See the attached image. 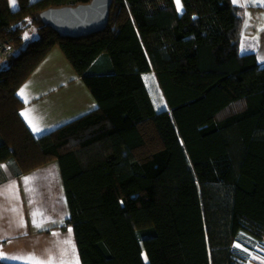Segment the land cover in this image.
<instances>
[{
  "label": "trees",
  "instance_id": "obj_1",
  "mask_svg": "<svg viewBox=\"0 0 264 264\" xmlns=\"http://www.w3.org/2000/svg\"><path fill=\"white\" fill-rule=\"evenodd\" d=\"M18 1L0 0L15 47L0 65V164L27 174L57 161L81 263L264 260V61L241 50L242 7L114 0L106 29L63 38L41 13L91 0ZM56 45L96 107L36 135L18 90Z\"/></svg>",
  "mask_w": 264,
  "mask_h": 264
},
{
  "label": "crops",
  "instance_id": "obj_2",
  "mask_svg": "<svg viewBox=\"0 0 264 264\" xmlns=\"http://www.w3.org/2000/svg\"><path fill=\"white\" fill-rule=\"evenodd\" d=\"M239 1L235 3L242 7L245 21L252 12L259 15L258 10L264 7V2L260 0ZM10 6L13 10L18 9L19 1L16 0L15 6L10 3ZM253 30L257 28H251V32ZM53 49L40 64L54 53L60 61L64 60V53L53 51ZM241 50L256 52L259 59L264 61V28L257 30L256 36L252 33L248 37L242 35ZM70 72L73 74V71L70 70ZM30 78L19 88L18 94L22 90L25 94L24 96L19 94L24 100L22 112H28L29 119H32L40 130L34 131L29 119L25 116L23 118L36 135L49 132L96 107L94 97L80 101L71 98L69 95L75 91V88L71 86L34 88L28 85L31 82ZM74 79L76 76L72 78ZM72 80L69 79L68 82ZM0 165L3 166L0 167V252L8 256L21 257V259H0V263L26 264L24 258L29 254H35L43 260L49 257L55 259L67 250V255L63 257L65 260L78 259L79 264H82L73 227H63L69 209L57 161L53 160L27 174L17 173L19 166L14 162H3ZM25 177L29 178L27 184ZM10 186H14V191L8 190ZM34 212L43 213V220L39 215L35 217L42 224L41 228L33 225ZM65 241H70L71 244H66ZM254 258L264 262L259 257Z\"/></svg>",
  "mask_w": 264,
  "mask_h": 264
},
{
  "label": "rangeland",
  "instance_id": "obj_3",
  "mask_svg": "<svg viewBox=\"0 0 264 264\" xmlns=\"http://www.w3.org/2000/svg\"><path fill=\"white\" fill-rule=\"evenodd\" d=\"M238 1L239 0H236V2ZM180 4L182 5V11H183L184 10L183 0H180ZM258 11H259V15H255L252 12L251 15L248 16L247 21H245V17L243 18V26H242L241 34L244 35L245 37H248L251 33L255 34L256 36L257 30L260 31L264 28V8H261ZM254 27L257 28V30H253L251 32V28ZM25 33H26L25 44H27L29 41L33 40L34 38L38 37V33L35 30H33V32L31 31V33H29V31ZM0 39L9 40L8 38L5 37H0ZM53 51H60L61 53H63L59 45H56ZM63 55H64L63 61H60L56 53L52 54V56H49V58L43 64H40L41 66L39 65V67L33 72V75L29 80L31 82H29L28 85L34 88L35 87L47 88L48 86L54 87L59 85H68L75 88L74 92H76V93L73 92L69 95L71 98H76L78 99V101L83 99H88L90 97L93 98V94L85 84L84 80L78 76L77 72L75 71L74 67L69 62V60L66 58L65 54ZM70 70L73 71V74L70 72ZM75 76L76 79L72 80V78H74ZM69 79H71L72 81L68 82ZM145 80L149 90L152 93L156 106L158 108H163L165 101L163 98L161 88L159 87L158 82L156 80V77L154 75L147 74ZM81 88H83V90ZM105 144L106 143H103L104 147ZM246 236L249 238H253L248 233H246ZM259 249L264 250V248L261 249L260 247ZM253 259L254 260H250L251 262H248V264H258V262L262 264L263 262L261 260H257L256 258Z\"/></svg>",
  "mask_w": 264,
  "mask_h": 264
},
{
  "label": "water",
  "instance_id": "obj_4",
  "mask_svg": "<svg viewBox=\"0 0 264 264\" xmlns=\"http://www.w3.org/2000/svg\"><path fill=\"white\" fill-rule=\"evenodd\" d=\"M114 0H91L76 6L50 7L41 13L44 25L61 37H81L106 29Z\"/></svg>",
  "mask_w": 264,
  "mask_h": 264
},
{
  "label": "snow or ice",
  "instance_id": "obj_5",
  "mask_svg": "<svg viewBox=\"0 0 264 264\" xmlns=\"http://www.w3.org/2000/svg\"><path fill=\"white\" fill-rule=\"evenodd\" d=\"M176 5H177V11H182V5L180 4V0H175ZM233 2L235 3L236 0H233ZM253 2H255V0H253ZM260 2H264V0H260ZM10 3L15 6L16 0H10ZM26 38V37H25ZM21 96H24V92L23 90L21 91V93H19ZM25 102H27L26 98H25ZM22 116H25L26 119H29V113L28 112H22L21 113ZM29 123L30 125L33 127L34 131H39L40 129L38 127L35 126V123L33 122L32 119H29ZM0 167H3L2 165H0ZM25 183L27 184L29 182V178L25 177L24 178ZM9 191H14V186H10ZM30 191V189H29ZM37 215H39V217L41 218V220H43V213H33V225L37 228H41L42 224L40 222L37 221V219L35 218ZM22 226V225H21ZM53 235H57L56 233H53ZM64 243L66 244H71L70 241H65ZM236 247H240V245H236ZM72 249L74 251V245L72 246ZM67 255V250H65L61 256L59 258H52L49 257L47 260H43L39 257H36L35 254H29L25 259L26 264H79L78 259L77 260H73V261H69V260H65L63 257ZM0 259H21V257H16V256H8L7 254L0 252ZM262 264H264V262H262Z\"/></svg>",
  "mask_w": 264,
  "mask_h": 264
},
{
  "label": "built area",
  "instance_id": "obj_6",
  "mask_svg": "<svg viewBox=\"0 0 264 264\" xmlns=\"http://www.w3.org/2000/svg\"><path fill=\"white\" fill-rule=\"evenodd\" d=\"M14 50L15 47L10 40L0 39V65L6 61L7 57L12 54Z\"/></svg>",
  "mask_w": 264,
  "mask_h": 264
}]
</instances>
